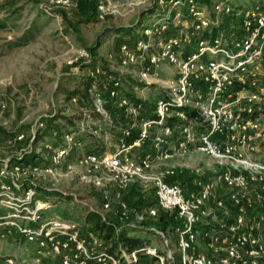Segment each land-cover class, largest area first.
<instances>
[{
  "label": "built area",
  "instance_id": "1",
  "mask_svg": "<svg viewBox=\"0 0 264 264\" xmlns=\"http://www.w3.org/2000/svg\"><path fill=\"white\" fill-rule=\"evenodd\" d=\"M79 1L39 0V7L58 18L59 11L69 10ZM88 1L97 3L105 13L112 0ZM202 1L156 0L163 16L144 28L142 37L119 46L122 66L138 72V82L145 88L159 83L165 93L156 100L155 119L139 117L138 109L128 106L127 93L132 92L122 79L98 68L99 75L93 78L102 88L93 86V106L121 132L118 146L71 159L73 147L81 142L69 131L62 136L66 145H46L45 163H17L0 170V177L11 178L0 188V205L9 210L0 216V224L14 228L34 246L38 263L55 264L45 262L49 257L57 264H264V162L246 153L254 140L264 139V3L237 11L235 4L220 0L209 11ZM186 14L189 19L185 20ZM225 16L238 18V23L232 20L228 25L222 20ZM170 23L190 28V32L185 28L164 36ZM191 43L194 49L188 51ZM69 44V52L75 56L68 63L88 67L91 53ZM163 64L174 68V76L166 79L157 72ZM133 88L138 90V84ZM104 100L139 122L136 134L135 122L121 127L110 120ZM184 107L196 109L201 120L189 119L181 110ZM172 116L186 121L172 126L168 124ZM24 138L20 134L15 141ZM128 138L133 139L128 142ZM151 139L153 151L134 158L133 150ZM193 151H201L219 164L216 178L207 179L202 168H194L198 176L195 188L187 190L180 181L169 179L177 174L174 168L153 171L156 162L172 161ZM10 169L20 176L42 173L57 179L75 175L104 190L103 210L112 209L106 189L109 184L125 188L151 181L157 208H149L147 213L155 216L158 208L166 210L181 224L168 231L154 230L160 248L147 243L134 250L122 248L119 257L81 223L61 216L45 218L42 212L50 204L38 200L33 187L18 184ZM220 188L226 192L220 193ZM212 202L214 206L208 205ZM117 213L128 218L134 210L121 200ZM146 257L153 259L149 263ZM15 263L13 256L5 260V264Z\"/></svg>",
  "mask_w": 264,
  "mask_h": 264
},
{
  "label": "rangeland",
  "instance_id": "2",
  "mask_svg": "<svg viewBox=\"0 0 264 264\" xmlns=\"http://www.w3.org/2000/svg\"><path fill=\"white\" fill-rule=\"evenodd\" d=\"M218 1L220 0L202 1V4L211 11ZM228 1L236 3L237 11L254 9L264 3L263 0ZM39 6V0H0V22L5 25L0 30V170L7 165L9 168L15 166L14 158L19 159L22 154L31 152L36 134L46 127L47 119L57 112L73 117L75 121L73 125L61 120L54 123V128L35 150L40 155L36 158V163L47 161L46 145L53 143L51 136L59 137L60 130L63 134L74 131L80 139L77 141L82 145L78 144L79 146L73 148L81 146L84 149L83 153L111 151L118 146L122 136L120 131L112 128L106 120L86 117L87 104L83 105L80 98H75L76 102H72L64 93L67 87L73 86L75 79L79 81L99 75L96 72L98 68L117 74L129 92L142 99L154 101L165 94L159 83L147 88L138 85L139 89L135 90L133 87L139 84L138 72L122 66L119 51L122 42H132L142 37V30L163 16V9L156 0H112L110 10L105 13L98 5L94 6L86 0H80L75 7L59 11L58 18H55V15H47ZM186 19H189L187 14ZM222 20L231 26L233 17L225 16ZM234 20L235 24L238 23V18ZM141 23L145 26L141 27ZM185 28L170 23L163 35L179 34ZM187 30L190 32V28L184 31ZM69 43L91 53L93 60L88 67L80 62L68 63L75 56L74 52H69ZM192 49L193 43L187 47L188 51ZM157 72L166 79L174 76V68L169 64L160 65ZM82 115L86 119L80 120ZM134 122L136 134L139 122L135 119L132 123ZM176 131L179 129L176 128ZM20 134H24L25 138L19 142L15 141V137ZM59 138L60 142L53 144L66 145L63 137ZM246 153L252 159L264 162V139L254 140ZM178 158L197 168L204 170H209L205 169L207 167L212 168L213 175L206 173L204 176L207 179L216 178L221 170L215 160L201 151ZM157 163L163 166L161 162H156L155 166ZM10 172L20 185L24 186L28 182L70 195L73 200H68L67 205L65 202L60 205L62 208H68L72 214L79 216L83 214L85 208L95 209L117 226L129 225L139 228L138 231L145 243L153 247H161L160 238L154 230L162 229L166 219L176 217L174 213L159 208L155 216L147 213L149 208H157L151 181L145 183L148 189L141 196H133V191L126 194L129 186L121 188L109 184L106 189L112 200V209L103 210L101 206L104 190L80 181L75 175L56 179L42 173L20 176L11 169ZM9 181L10 177H0V188ZM117 190L123 198L115 197L114 191ZM225 192L224 188H220V193ZM121 200L127 202L134 210L128 218H120L117 213ZM50 210L52 208L48 209ZM8 213L9 210L0 206V216ZM54 216L57 215L49 214L44 217ZM0 233V264H5V260L10 256L16 259L15 264H41L36 260L33 245L21 241L14 232L7 235L2 231ZM152 259L145 258L147 261ZM49 261L54 262L55 259L47 257L45 262Z\"/></svg>",
  "mask_w": 264,
  "mask_h": 264
},
{
  "label": "trees",
  "instance_id": "3",
  "mask_svg": "<svg viewBox=\"0 0 264 264\" xmlns=\"http://www.w3.org/2000/svg\"><path fill=\"white\" fill-rule=\"evenodd\" d=\"M86 1L90 2L88 0ZM203 1H208V0H203ZM90 3L93 4L94 6H97V3L95 2H90ZM4 26L5 25L2 22H0V30ZM140 26L144 27L145 24L141 23ZM74 81L75 83L73 84V86L67 87L64 90L67 99L71 100L72 98H80L82 102H84V104H87L85 108V112H87L86 113L87 115H91L93 119L104 120L103 116L98 112H96L93 106V96L91 91L94 85L97 86V89H101L102 84L91 77H86L80 79L79 81L75 79ZM138 85L140 87L145 86L144 83H139ZM127 96L129 98L128 106L138 109L140 115L139 117H146L151 119H155L157 117L155 113L156 100L153 101L149 99H142L133 93H127ZM103 106L110 120L115 125L121 127H128L132 123L133 121L132 116L125 113L122 109L116 107L109 100H104ZM181 110L186 113L189 119H194L198 121L201 120V117L199 116V113L197 112L196 109L191 107H184L181 108ZM83 119L86 118L83 115L80 116V120ZM58 120L73 125L75 118L64 116L63 114L58 112L55 115L49 117L46 121V127L43 130H39L38 133L36 134L34 143L31 147L32 148L31 152L24 153V156L21 160L18 158H14L16 164L21 163L24 165H32L36 163V158H38L40 155L35 150L40 147L39 144L48 136L49 132L54 128V123L57 122ZM168 121H169L168 124L172 126H177V125H181L182 123H185L186 120L172 116ZM59 133H60L59 137H62L63 132H61L60 130ZM59 137L51 136V140L55 144L59 143L61 139ZM132 139L133 138H128L127 140L128 142H130L132 141ZM28 184L30 186H28ZM24 186L25 188L33 187L35 190L36 198L42 202H46L50 204L51 206L50 208H52V210L50 211H48V209L44 210L42 212L43 216H49V214H53L64 218L73 219L81 223L86 231H90L96 234L105 243V245L108 247L110 252H112L113 254L119 257H121L122 248H128L129 250H134L145 244L144 239L140 236L141 233L138 231L139 228L129 225L117 226V224L109 221L98 210L85 208L83 214L78 216L72 214L68 210V208H62L60 204L65 202V205H67L68 200L69 201L73 200V198L70 195L64 192L55 189H50L47 187L35 186L28 182H26ZM179 224H181V221L178 220L176 217L168 218L163 222L162 229L160 230H167V231L172 230L175 226ZM1 231L4 232V234L6 235L14 232L21 241L27 242L26 238L22 234L18 233L14 228L10 227L9 225L0 224V232ZM30 245L32 246V244ZM54 263L57 264V262L55 261Z\"/></svg>",
  "mask_w": 264,
  "mask_h": 264
},
{
  "label": "crops",
  "instance_id": "4",
  "mask_svg": "<svg viewBox=\"0 0 264 264\" xmlns=\"http://www.w3.org/2000/svg\"><path fill=\"white\" fill-rule=\"evenodd\" d=\"M82 104H84V102H82ZM84 105H86V104H84ZM152 151H153V141L151 139L147 142V144L144 147L133 150L132 156L134 158L140 159L146 153L152 152ZM83 152H84V149L81 146L74 148V150L71 154V159H75L77 156H79ZM193 152H195V151H193ZM167 168H174L175 171L177 172V174L175 176H169V179H176V180L180 181L185 186V188L187 190H191V189L195 188V181H196L198 176L193 173V169L197 168V167H194L191 164L183 162L182 159H180V158H176L172 161L164 162L163 166H161V164L157 163V166H155L153 168V171H162V170H165ZM205 169H209V170L203 169L204 176L206 173L209 175H213L214 170L212 168L207 167ZM211 169H212V172H211ZM146 187H147V185H145L142 182H135V183H132L131 185H129V188L127 187L128 189L125 191V193L129 194L130 191L131 192L133 191L134 192V193L132 192L133 196H141L148 189ZM114 195L117 199L123 198V195L121 196V194L118 192V190L114 191ZM153 197H154V201H155L156 206H157V202H156L155 196H154V189H153ZM208 205L214 206L213 202L209 203ZM148 262L150 263L151 261H148Z\"/></svg>",
  "mask_w": 264,
  "mask_h": 264
}]
</instances>
